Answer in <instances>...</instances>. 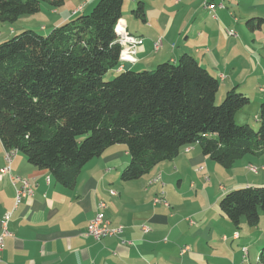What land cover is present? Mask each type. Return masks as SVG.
Returning <instances> with one entry per match:
<instances>
[{"label": "crops", "instance_id": "crops-1", "mask_svg": "<svg viewBox=\"0 0 264 264\" xmlns=\"http://www.w3.org/2000/svg\"><path fill=\"white\" fill-rule=\"evenodd\" d=\"M97 1L67 0L59 9L42 3L50 6L45 8L50 16L41 35L89 13ZM141 2L144 25L133 23L131 28L129 10ZM253 18L264 19V0H225V8L215 12L206 9L204 0H125L122 20L128 32L144 42L137 48V62L124 64L122 70H154L161 63L176 64L188 54L219 81L220 97L234 88L249 92L251 80L261 93L264 23L251 29L246 23ZM32 23L33 18L25 17L13 27L0 23V43L32 30ZM228 31L236 36H228ZM158 42L161 46L155 50ZM261 98L257 102H263ZM243 111L236 116L240 125L248 120ZM239 115L242 121H238ZM5 152L0 140V169L7 165ZM129 163L127 147L115 145L90 161L76 188L70 190L17 153L11 162V176L28 180L34 193L16 208L17 186L10 176L0 179V232L4 216L12 213L8 226L12 236L5 239L0 264H238L235 257L241 235L222 222L226 218L219 203L232 190L264 185V153L247 155L224 172L194 145L143 178L123 182L121 174ZM249 166L259 171L252 172ZM208 173L220 175L224 184L213 183ZM158 197L170 207L155 204ZM100 202L107 204L103 212L111 225L124 227L121 237L95 240L85 236ZM143 226L149 228L148 233L143 232ZM185 248L189 249L183 253Z\"/></svg>", "mask_w": 264, "mask_h": 264}, {"label": "trees", "instance_id": "trees-1", "mask_svg": "<svg viewBox=\"0 0 264 264\" xmlns=\"http://www.w3.org/2000/svg\"><path fill=\"white\" fill-rule=\"evenodd\" d=\"M67 0H0V23L36 15L41 4L62 8ZM125 0H98L92 11L41 35L23 30L0 43V140L54 181L74 190L83 168L115 145L130 156L121 180L143 178L182 150L202 153L228 170L247 155L264 153V101L259 127L239 125L250 104L237 88L220 105L219 81L192 56L154 70L123 71L115 28ZM132 15L144 21L141 2ZM262 18L247 25L261 28ZM116 71L111 81L104 77ZM262 94L264 92L261 91ZM219 208L236 229L243 219L259 226L264 185L226 193ZM264 264V247L258 257Z\"/></svg>", "mask_w": 264, "mask_h": 264}, {"label": "built area", "instance_id": "built-area-1", "mask_svg": "<svg viewBox=\"0 0 264 264\" xmlns=\"http://www.w3.org/2000/svg\"><path fill=\"white\" fill-rule=\"evenodd\" d=\"M206 9L211 12H215L217 9L225 8V0H204ZM115 33L117 35V41L121 46L120 61L123 64L130 63L135 64L137 62L136 52L137 48L143 44L144 40L141 37L134 36L128 32L126 22L122 19L116 25ZM227 35L230 37L236 36L234 31H228ZM161 42L155 44V50H159ZM223 78V77H222ZM264 92V89L261 90ZM18 152L16 150H7L5 152V159L7 165L0 169V179L5 176H10V179L14 185H16V208L22 204L26 199H29L33 196L34 188L32 184L25 179L19 177L11 176V162L14 156ZM249 169L252 172H258L259 169L254 166H249ZM264 169V168H263ZM47 182L50 183V177L47 178ZM113 196L116 195L115 192H111ZM155 204H163L165 207L169 208L168 202L163 198H156L154 200ZM107 208L105 202H100L98 205V213L96 216L89 222L87 231L85 233L86 237H91L95 240H101L106 237H121L124 233L123 226L113 227L111 222L106 219L104 210ZM12 213H7L2 220V231L0 232V254L4 248L5 239L11 237L8 226L11 220ZM144 233L149 232V228L146 226L142 227ZM238 238V235H235V239ZM189 248H185L183 253H186ZM247 249H245L246 252Z\"/></svg>", "mask_w": 264, "mask_h": 264}, {"label": "rangeland", "instance_id": "rangeland-1", "mask_svg": "<svg viewBox=\"0 0 264 264\" xmlns=\"http://www.w3.org/2000/svg\"><path fill=\"white\" fill-rule=\"evenodd\" d=\"M46 4L47 3H43V5H46ZM231 4H233V2H231ZM226 5L230 6V3L227 2ZM137 6L138 5H136L135 8H133V9H136ZM125 7L127 9H129V7L127 5ZM45 8H49L50 9V6L49 7L48 6H41V11L38 14L25 17V18H33L32 25L35 28H33L32 31H35V32H37L39 34H43L42 30L44 28L41 30L42 25H47V26L49 25V24H46L47 23L46 18H48V16H50V11L46 10ZM133 9L131 8L129 10V18H128L129 19V23H130L129 26L132 28L133 27V23L134 24L144 25L143 20H141L139 18H136V17H134L132 15L131 11ZM230 9H233V7H230ZM91 11L92 10H90L89 13ZM6 25L7 26H12V27L14 26V25H10V24H6ZM21 32H19V34ZM8 40H6V41H8ZM141 46H143V45H140L139 48ZM153 57H154V60H155V52L153 53ZM149 60H151V59H149ZM153 69H155V67ZM142 71H144V70H142ZM135 72H141V71H135ZM117 75H118V72L113 71V72L108 73L104 77V79L106 81H111V80L115 79ZM253 83L255 84V80H253V81L251 80V82L249 83V86H250L249 92H248V90L245 91L243 89L244 92L239 91V93H245V94L247 93V96L250 99V104L247 107H245V109L243 111L244 114H245L244 118L248 119L247 121L245 120V123L249 124L253 129L257 130L258 127H259L258 126L259 125V123H258V115H259V112H260V105L262 103V102H257V101L259 100L260 96L262 97L261 98L262 101H264V96L261 95V93L259 92V88L260 87H257V88L255 87L254 88ZM220 96L221 95H218V97H217V104L218 105H220V103L224 99V97H220ZM240 114H242V113H240ZM240 116L241 115H239V117H237L238 121H242V120H239ZM217 166H219L218 168H220V170H223V171L225 170L226 171V169H224L220 165L217 164ZM207 175L210 177V179L213 181V183H222V184H224V182L220 178L221 177L220 175L212 174V173H208ZM260 214H261V221H260V225L257 228H251L247 224L245 219L242 220L241 225H240V227L238 229H236L234 227V225L230 221H228L227 219H223L224 221H222L224 224H226L225 222H227V224H230L231 229L233 231H237L239 233V236L241 235V240L239 242H237V243L240 244L239 252H238V255L235 257V259L238 262V264H260L259 260H258V257H259V255L261 253L262 248L264 247V210H262L260 212ZM223 229L226 230L225 227ZM229 243H231V237L229 238ZM237 243L235 245H238ZM243 244H245V245H243ZM245 249H247L246 252H245ZM225 255L230 256V253L229 252L228 253L224 252V256Z\"/></svg>", "mask_w": 264, "mask_h": 264}]
</instances>
